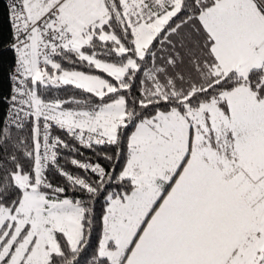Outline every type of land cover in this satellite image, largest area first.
Returning a JSON list of instances; mask_svg holds the SVG:
<instances>
[{"label":"snow or ice","instance_id":"1","mask_svg":"<svg viewBox=\"0 0 264 264\" xmlns=\"http://www.w3.org/2000/svg\"><path fill=\"white\" fill-rule=\"evenodd\" d=\"M7 8L0 264H264V0Z\"/></svg>","mask_w":264,"mask_h":264},{"label":"trees","instance_id":"2","mask_svg":"<svg viewBox=\"0 0 264 264\" xmlns=\"http://www.w3.org/2000/svg\"><path fill=\"white\" fill-rule=\"evenodd\" d=\"M11 42H12V29L9 23L8 14L6 11V7L2 0H0V126H3V118H4V112H5V105H6V98L9 91V78L8 74L11 70V68L14 65V51L11 48ZM65 68H71V65H68L67 63H64L63 65ZM50 70V69H49ZM83 71H87V69H79ZM93 74L101 75L104 78L111 79L106 77V74L100 73V72H94ZM139 81V78H137V83ZM133 92L136 91L135 88L132 89ZM82 93L79 90H75L73 86H65L64 88L60 90H52V96H45L44 99L48 100L52 97H59L61 99L64 98H82ZM68 107H71V105H67ZM15 134V133H14ZM62 138L67 139V137L61 133ZM23 138V137H21ZM70 143L72 141H69ZM8 150L10 151L11 148L9 147ZM83 152V155H76V158L78 160H87L88 158H91L93 162L96 161V155L94 152L90 150L81 149ZM71 153H65L64 156H69ZM6 157L5 148L0 146V162H3V160ZM59 163L65 167L67 170H70L71 172L75 174H79L80 176H84V172L77 171V169L70 166V164L65 163V159L61 158L59 160ZM100 163H104L102 160ZM117 171H119V168H117ZM47 176L50 180V182L54 186H64L67 189L66 182L64 178L60 177L54 170H50L47 173ZM66 195H73L71 192L65 193ZM78 195V194H77ZM104 204V201L101 200L100 204L96 205L97 209H101V205ZM102 214V210L100 212ZM98 235V232H94L93 236ZM95 243V242H94Z\"/></svg>","mask_w":264,"mask_h":264},{"label":"built area","instance_id":"3","mask_svg":"<svg viewBox=\"0 0 264 264\" xmlns=\"http://www.w3.org/2000/svg\"><path fill=\"white\" fill-rule=\"evenodd\" d=\"M2 1H3L4 5L6 7V11H7V14H8V19H9V13H8L7 5L11 2V0H2ZM9 23H10V20H9ZM10 26H11V23H10ZM12 43H13V36H12V42H11V44ZM14 59H15V53H14ZM14 69H15V61H14L13 67L11 68V70H10V72L8 74V78H9V91H8L7 98H6V105H5V112H4L3 122H5V120L7 118H9V116H10L9 110H10V108L12 106V101H11V88H12V85H13V81L11 80V76H12V74H14ZM80 161L87 162V160H80ZM73 168H75V167H73ZM75 169H77V171L83 172L81 169H78V168H75ZM73 174H75V173H73Z\"/></svg>","mask_w":264,"mask_h":264}]
</instances>
